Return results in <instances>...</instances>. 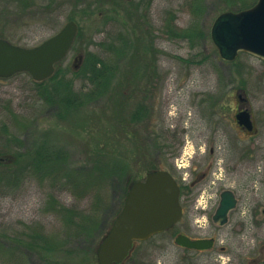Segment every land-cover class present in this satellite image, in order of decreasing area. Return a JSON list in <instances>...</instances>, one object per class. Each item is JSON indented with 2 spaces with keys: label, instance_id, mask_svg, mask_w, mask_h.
Listing matches in <instances>:
<instances>
[{
  "label": "rangeland",
  "instance_id": "374dc122",
  "mask_svg": "<svg viewBox=\"0 0 264 264\" xmlns=\"http://www.w3.org/2000/svg\"><path fill=\"white\" fill-rule=\"evenodd\" d=\"M138 1H148L140 17L133 7ZM202 1L203 11L192 16L186 0H0V39L13 45L35 47L69 21L78 27L52 77L34 82L18 73L0 79V264H98L97 248L131 185L154 169L177 174L161 152L178 131L186 136L185 167L192 157L209 158L214 142L215 175L203 186L205 208L195 209L193 195L184 196L180 223L136 242L121 264L260 263L264 61L247 53L222 61L209 37L220 13L248 9L257 0ZM168 25L200 34L171 37ZM114 42L123 52L106 49ZM87 53L108 62L112 73L93 101L87 75L72 71L81 66L77 57ZM75 94H86L85 105L66 106ZM240 104L254 121L250 136L236 127ZM35 155L47 164L49 156L62 161L56 183L33 171ZM123 168L125 174L117 172ZM224 189L234 191L239 203L218 229L211 218ZM58 209L95 216L90 235L80 230L82 217ZM180 232L215 238L214 245L205 252L186 250L175 243Z\"/></svg>",
  "mask_w": 264,
  "mask_h": 264
},
{
  "label": "water",
  "instance_id": "95a60500",
  "mask_svg": "<svg viewBox=\"0 0 264 264\" xmlns=\"http://www.w3.org/2000/svg\"><path fill=\"white\" fill-rule=\"evenodd\" d=\"M74 21L66 23L55 35L32 48H23L0 39V79L26 73L34 82L53 76L55 65L69 52L77 35ZM210 39L219 58L232 62L239 53H247L264 61V0L250 8L219 14L210 28ZM236 123L246 131L253 130L251 113L243 109L235 115ZM179 187L164 170L149 173L128 190L123 207L107 235L97 248L98 264H120L130 253L134 242L146 241L177 224L182 218ZM236 206L232 192L220 195L212 221L219 226L228 222V214ZM177 245L191 250H205L213 242L192 240L187 236L175 239Z\"/></svg>",
  "mask_w": 264,
  "mask_h": 264
},
{
  "label": "trees",
  "instance_id": "16d2710c",
  "mask_svg": "<svg viewBox=\"0 0 264 264\" xmlns=\"http://www.w3.org/2000/svg\"><path fill=\"white\" fill-rule=\"evenodd\" d=\"M127 1H129V0H127ZM237 1H240L243 3V0H237ZM186 2H187L186 4L189 7L190 14L192 16L193 15L196 16L197 13L199 14L201 11H203L204 2L202 0H186ZM190 2H192V5ZM147 5H148V1L147 2L138 1V3H136L135 6H133L135 8V13H137V15L140 17L141 16V13H140L141 9H145V7H147ZM241 9H243V8H240V10ZM191 28H193V25H191ZM165 31L171 37H180V38L182 37V38H185L187 40L188 37L186 35H182V34L188 33L189 31H191V29L188 32H182L181 30H179V29L177 30L173 26L171 27L170 25H168L165 28ZM197 33L200 34V32H198V31H195V32L191 31L192 36L198 37ZM117 42H118V38L116 40V43ZM124 42H125V39H124ZM116 43L115 42L111 43L107 47L103 44L102 45L105 46L107 50L109 49V51H111V52H115V53L121 52L122 49L119 51L117 49ZM78 64L79 65L81 64V66L79 67V69H76V70L74 68H72L73 73H76L78 75V73H80L82 70L81 74L84 73L85 75H87V78H88V80H90L92 87L94 86L93 91L91 93L89 92V94L91 95L90 100L93 101V100L98 99L102 95L101 88L104 85H106L107 82H109L111 75H112L111 69L107 66L108 62H106L104 59H102L99 55H96V54L91 55V53H87L86 56L84 54H82V59L77 62V65ZM82 66H84V69L86 68V70H84ZM35 85L41 86V85H43V83H35ZM96 86L100 87V90H97ZM85 96H86V94H82V95H76L75 94L74 96L69 97L67 100L65 99L66 100L65 105L66 106L69 105V107L74 105V107L79 108V107L85 105V103L87 102L85 99ZM49 157H48L47 161H49L51 164L45 163L44 162L45 160H42L40 162L38 160L37 155H35V157L32 159V163L30 164V167L33 169V171L35 173L36 172L38 173L40 171L41 176L43 178L48 177L49 180L51 181V183H53V182L56 183V181L59 177V174L62 171V168H61L62 163L60 164V162H62V161H57L56 159H52ZM156 169H157V167H156ZM127 170H128V168H125V169L123 168L122 173H121L120 169L117 172L123 175L126 173ZM151 171H153V170H151ZM14 178H16V176ZM52 203H53V201L50 200L49 204L53 208ZM60 210H66L74 216L82 217V216L78 215L80 213H75L73 210L58 209L57 211L59 212ZM72 215H69V216H72ZM82 218H83V221H81V222L86 223V224L80 230L86 232L87 235H90V232L92 231V229L89 228V225L95 224L96 217L89 215V216H83ZM78 234H80V233H78ZM34 237H35V233H34ZM38 239L41 240L42 242H44L45 246L51 245L50 240L42 237L41 235H38ZM33 241H35V238L33 239Z\"/></svg>",
  "mask_w": 264,
  "mask_h": 264
},
{
  "label": "flooded vegetation",
  "instance_id": "af4514ba",
  "mask_svg": "<svg viewBox=\"0 0 264 264\" xmlns=\"http://www.w3.org/2000/svg\"><path fill=\"white\" fill-rule=\"evenodd\" d=\"M240 105L237 107L235 115L242 110L243 106L242 105L240 106ZM235 115H234V118H235ZM252 122H253V130L251 132L246 131L243 127H239L238 125H236V127L242 133H244L246 136H250L253 133H255V125H254L253 118H252ZM235 123H236V121H235ZM214 133L215 132H213V135H214ZM185 142H186V136H185L184 132L178 131V132H176V135H174L172 137L169 136L168 140L166 141V144L162 147L163 152H161L164 155L163 158L165 160L171 161L178 168V172H177L178 175L177 174L174 175L171 172H170V174L174 178V180L176 181V183L179 187V191H180L179 202H180V206L182 209V214L184 212V207H185L184 201H183L184 196H186V198H188V196L190 194L193 195V198H191V200H192L193 207H195V209L200 208L201 210H203L205 208L204 207L205 205L204 206L202 205L203 204V200H202L203 195L206 192V189H203V186L207 182H209V179L211 178L212 175H215V172H213L215 169L214 162L211 160V158H213V156L215 155L214 154V142L211 143V146L209 147V150H208V154H209L208 157L209 158H206V160H204L202 162V161L198 160L197 158L195 159L194 157H192L191 161L189 163L190 165H188L189 167H185L183 164V161L185 160V154H186L184 151L186 148ZM205 145H207V144H205ZM161 153L160 152L157 153V158H158L159 154H161ZM178 162H180V163L178 164ZM194 163H197V164H194ZM181 165H182V168H181ZM162 170H164V169H162ZM212 183L214 184V182H212ZM210 188L211 187L208 186V189H210ZM224 191L232 192V194L234 195V197L236 199V206L228 214V221H229V217H230L231 213L234 212L238 208L239 200H238L237 194L234 191L224 189L218 195L217 207L219 205L220 195ZM189 200L190 199H188L187 201H189ZM217 207H216V209H217ZM216 209H215L214 213L216 212ZM182 217H183V215H182ZM181 220H182V218H181ZM180 221L177 224H179ZM197 222H199V220H197ZM211 223L218 229L223 227V226H219L218 224H215L212 221V218H211ZM177 224L173 225L171 228H173ZM171 228H169L168 230H170ZM182 235L187 236L192 240L193 239L194 240H196V239L211 240L213 242V245H214V241H215V238H211V237L210 238H199V237L193 238V237H190L189 235H187L186 233H183V232L178 233L177 237L182 236ZM213 245H212V247H213ZM211 248L205 249V250H192V251L205 252V251L210 250ZM186 250H189V249H186ZM259 257H261L259 260L260 261L259 264H264V254L263 255L260 254Z\"/></svg>",
  "mask_w": 264,
  "mask_h": 264
}]
</instances>
